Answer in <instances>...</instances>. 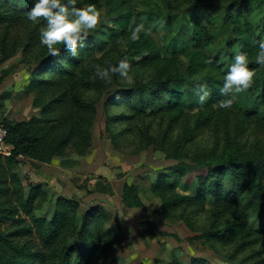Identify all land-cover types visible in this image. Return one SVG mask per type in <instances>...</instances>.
Returning <instances> with one entry per match:
<instances>
[{
	"label": "trees",
	"instance_id": "1",
	"mask_svg": "<svg viewBox=\"0 0 264 264\" xmlns=\"http://www.w3.org/2000/svg\"><path fill=\"white\" fill-rule=\"evenodd\" d=\"M96 1L77 0V3L78 6H85L87 2ZM102 1L111 16V24L101 26L98 33L90 34L75 58L63 49V45H56L61 48V55L49 56L41 65L43 70L51 71L57 78L46 79L39 75L36 80L33 79L32 86H28L30 90L40 88L42 92H47L50 86L62 80L66 85L63 98L48 101L43 106L46 110L42 109V116L33 115L28 120L20 121L3 117L0 122L7 128V143L13 147L9 156H0V197L10 191L7 181L15 185L11 194L13 200L0 207V223L8 221L11 226L9 231H0V264H105L111 253L123 242L124 231L117 218H113L99 204L82 209L80 201L74 196L58 195L53 201L52 215H37L36 212L44 210L47 203L51 202V192L43 183L29 179L25 194L22 190L25 185L18 172L13 170L21 156L46 163L56 158L63 167H70L75 160L69 147L75 148L72 145L75 142L81 146L76 148L77 154L86 156L90 152L92 136L83 122L94 120L96 106L79 90H103L107 86L99 78L93 79V65L104 67L95 53L104 50L102 54H106L109 42L114 44L108 47V51L116 50L117 53L112 65L127 57L133 66L135 82L110 94L108 103L112 107L123 105L124 112L111 113L108 109L107 124L128 122L129 125L135 118L155 115L181 125V120L187 116L185 109L197 105L195 90L188 84L189 77H197L208 85L211 96L198 110L195 127L212 126L217 133L218 129L221 130L220 136L224 138V144L218 152L215 151V148L218 149L216 146L208 151L203 149L191 157L192 164L184 160L183 146L195 133L192 134L183 125V136L169 145L162 143V139H168L166 135L158 139L143 133L140 135L139 145L127 154L138 155L152 148L178 161L174 165L154 169L149 190L159 201L153 213L171 218L180 206L193 204L198 209L205 202L210 203L215 224L205 228L202 234L233 244L237 254H240L236 264H264V146L258 148L252 145L249 153L244 154L240 152L239 146H243V143L237 139L238 134L246 129L244 127L249 126L247 117L254 115L256 120H260L254 127L264 128V84L256 90L262 102V113H258L261 112L257 109L260 106L258 102L245 104L241 95L235 97L231 108L218 107L219 100L228 98L221 97L218 88L236 52H247L249 66L256 68L252 58L258 46L252 41L264 39V0H194L189 5L191 15L186 21L181 12L171 11L177 6L176 0H152L158 8L163 7L157 12L159 15L153 13L154 9H139L134 5V0ZM32 2L27 0L21 8L18 7V0H0V24L26 18L24 13L32 6ZM257 3L262 4L259 9L253 6ZM200 9L206 11L205 24L200 23L197 15ZM157 17L165 28L173 27L170 31L174 32L170 46L175 52L189 49V62L184 72L178 68L177 56L161 54L152 35L145 37L141 34L140 41L136 43L128 39L133 22L144 23ZM45 23L43 20L38 22ZM211 26H219L222 34L229 32L234 38L217 53L211 52L217 36ZM121 40L124 49L119 47ZM209 58L213 60L212 64L205 63ZM147 67L152 69L149 73L151 78L144 81L141 80L142 69ZM116 96L120 98L116 99ZM108 103L106 101L104 105ZM55 104L64 105V112L58 120L49 116V108ZM107 130L105 138L112 148L123 151L121 131L115 132L109 126ZM85 144L90 150L84 147ZM194 164L206 166V175L197 177L195 186H188L186 193L177 191ZM5 170H10L8 177ZM225 179L232 184L231 189L225 188ZM96 190L112 193L111 188L101 180L97 181ZM141 191L139 184L125 182L122 203L126 207L144 206ZM249 209L258 221L256 227L248 222ZM140 224L145 231L158 230L156 222L151 219L145 218ZM16 238L26 241L20 244ZM248 248L251 253L242 255ZM189 264L208 263L193 259Z\"/></svg>",
	"mask_w": 264,
	"mask_h": 264
},
{
	"label": "rangeland",
	"instance_id": "2",
	"mask_svg": "<svg viewBox=\"0 0 264 264\" xmlns=\"http://www.w3.org/2000/svg\"><path fill=\"white\" fill-rule=\"evenodd\" d=\"M193 1L176 0L175 4L177 6L172 8L171 11L181 12L186 21L188 16L191 15L189 5L193 4ZM94 3L102 10H106V15L102 16L103 23L91 35L98 33L101 26L107 27L112 22L103 1L98 0ZM134 5L139 9L143 7L149 10L154 9L153 13H156V15H159L157 12L163 9V7L158 8L152 0H134ZM253 6L259 9L262 4L257 3ZM205 14L206 11H202V9L198 10L197 15L200 18L201 24L206 23ZM144 24L146 28H151V35L157 41L161 54L165 56H177V59H179L178 68L181 72H184L189 62L187 56L189 49L176 53L175 49L170 46L171 36L174 34V32L170 31L173 30V27L165 28L163 26L161 28L160 18L158 17L152 21L144 22ZM43 25L38 24V22L33 23L28 21L24 17L16 21L0 24V122H2L3 117L20 121L28 120L33 115L42 116V109H45L43 106L51 99L63 98L66 92V85L62 80L50 86L47 92H42L40 88L36 90L28 89L29 85L32 86L33 79L36 80L39 75H42L46 79L57 78V75L51 71L43 70V65H41L49 57L46 48L39 44V29ZM211 28L217 35L215 43L212 45V53H217L225 43L234 40L231 34L229 35V32L225 33V35L222 34L219 26H211ZM113 44V42H109L106 54H102L104 50L95 53L104 67L112 64L113 60L117 57L116 50L108 51V47L113 46ZM119 47L124 49L125 45L120 43ZM252 62L258 70L255 83L248 91L239 95H241V99L245 104L258 102L260 106L257 109L261 111L258 113H262V102L257 96L256 90L264 84V67H260L255 63V57L252 58ZM150 71L152 69L149 67L143 68L141 80L147 81L150 79ZM25 73L30 74V80L26 81L24 79ZM188 80L189 86L194 90L202 83V80L197 77H189ZM128 86L130 85L117 75L113 77L112 84H107L103 90L95 88H81L79 90L82 96L95 102L96 114L92 122H83L84 126H86L85 128L90 131L92 136L91 150L86 144L84 146L86 149L89 148L90 152L86 156L77 154L76 148L81 147L79 146V142L72 144L75 148L69 147V152L75 163H77L75 165L77 169V171L75 170V175L78 173L77 176H73L77 177V180L74 178L73 181L65 183L63 178H56V175H59L60 172L58 173L53 170L52 174L47 167L44 168L43 173L41 172L40 177L36 176V179H39L52 194L60 193L67 196H76L80 201L82 209L86 207L85 204L88 203L86 202L88 199L93 202L105 201L107 204L105 207L108 208L112 217L117 218L121 225L122 223L124 224V227H122L125 232L123 242L111 253L105 264H189L193 259H202L208 264H236L240 254H237L238 252L235 250L233 244L218 239H211L209 236L202 234L205 228L212 227L215 224L213 221L212 204L205 202L203 207L198 209L193 204L180 206L176 208L171 218L153 213V209L158 205L159 201L149 190V185L153 181L154 169L174 165L178 161L173 158H167L162 151L152 148L138 155L127 154L139 145L142 133L154 139L162 138L163 135H166L168 139H162V143L169 145L183 136L184 132L181 126L183 125L192 134L195 133L190 140L184 142L183 146L185 151L183 158L185 161H190L193 155H198L203 149L208 151L211 147L216 146L218 149L215 148V151L218 152L224 144V138L220 136L222 131L218 129L217 133L212 126H202L196 129L197 112L202 106L198 99H196L198 101L197 105L185 109L187 116L186 118L184 117V120H181V125L179 122H170L168 118L163 119L159 116L155 117V115H149L148 117L144 115L135 118L129 125L128 122L107 124L106 112L108 109L111 113L124 112L123 105L120 104L117 107H112L108 103L110 94ZM195 95L198 98L196 91ZM106 101L108 103L107 106L104 105ZM49 109V116L52 119L58 120L64 112V105L55 104ZM246 120L249 122L251 128L245 126L244 128L246 129L238 134L237 137L239 143H243V146H241L242 144L238 145L241 148L240 152L244 154L249 153L252 145L258 148L259 146H264V128L254 127L255 123H260V120H256L254 115L247 117ZM107 126L115 132L121 131V137L124 138L123 151L119 152L113 149L109 140L105 138L108 132ZM92 157L93 160L91 161ZM20 158L23 160L22 163L27 161L25 158ZM80 159L83 160L81 163ZM82 162H87V164H83ZM190 162L192 163V161ZM27 166L26 168H29ZM98 167L106 170L110 169L111 171H109L112 174L117 173L118 178L123 174H128L130 180L137 181L142 187L141 192L145 205L138 210L132 211L121 207L118 201L112 199L111 197L114 193L108 194L111 197L106 198V200L101 199L104 196L93 190L96 187V178L99 176V172L96 170L99 169ZM13 170L17 171L21 177L25 185L22 190L26 194L28 191L26 182L30 179L29 175L22 172V164L20 166L15 165ZM5 171L8 177L10 170ZM1 173L2 169L0 167ZM206 173V166H193L192 171L188 172L182 179L181 184L177 187V191L186 193L188 191L187 188H189L188 186H195L197 177H204ZM7 186H9L10 191L7 195L0 197V207L3 204H9L13 200L11 194L12 189H15V185L7 181ZM225 188H232V184L226 179ZM81 198H84L86 203ZM53 209V203H47L45 209L36 212V214L50 216L53 213ZM247 214L249 224L252 227L258 226V221L255 219L251 209L247 211ZM142 218H148L156 222L158 230L145 231L140 224ZM10 229L11 226L8 221L0 223V231H9ZM33 238L36 241V237L33 236ZM16 241L23 244L26 240L16 238ZM249 253H251L250 248L241 254L247 255Z\"/></svg>",
	"mask_w": 264,
	"mask_h": 264
},
{
	"label": "clouds",
	"instance_id": "3",
	"mask_svg": "<svg viewBox=\"0 0 264 264\" xmlns=\"http://www.w3.org/2000/svg\"><path fill=\"white\" fill-rule=\"evenodd\" d=\"M26 3L27 0H18V7L22 8ZM24 15L28 21L33 23L41 20L46 22L39 29V44L46 48L49 56H60L61 48L56 45H63V49L75 58L79 54L78 50L85 46L89 35L103 23L102 16L106 15V10L99 8L96 3L78 6L77 0H33L32 6ZM133 23L134 26H130L128 36L132 43L140 41L141 34L145 37L152 34L151 28H146L143 22ZM163 26L162 22L160 27L163 28ZM120 42L123 43V40ZM252 43L258 46L255 63L264 67V39L253 40ZM205 63L212 64L213 60L209 58ZM93 68V79L99 78L105 84H112L113 77L117 75L129 85L135 82L132 75L133 66L127 57L120 59L116 65L109 64L107 67H102L96 64ZM257 71L256 68L249 66L248 53L237 51L233 62L223 75L222 85L218 88L219 95L228 98L219 100L218 107L231 108L235 97L248 91L254 85ZM24 79L30 80V74L25 73ZM195 91L201 105L211 96V90L206 83L199 84ZM119 98L116 96V99ZM55 163L59 164L58 161Z\"/></svg>",
	"mask_w": 264,
	"mask_h": 264
},
{
	"label": "crops",
	"instance_id": "4",
	"mask_svg": "<svg viewBox=\"0 0 264 264\" xmlns=\"http://www.w3.org/2000/svg\"><path fill=\"white\" fill-rule=\"evenodd\" d=\"M22 158L23 159L24 158L27 159V161L24 162V163H22L23 160L20 158V162L18 163V165L20 166L22 164V172L23 173H27L29 175L30 179L32 181H34V182H40L39 179H36V176H39L40 177L41 176V172L43 173V170H44L45 167L49 168V171L52 174H53V170L56 171V172H58V173L60 172L59 175H56V178L57 177L63 178V180H64L65 183H67L69 181H73L74 178H76V180H77V177H73V176H77V173H78L77 172L76 175H75V170L77 171V169L75 168L76 167L75 165L77 163L73 164L70 167H63L60 164L59 160L58 159H55V158L52 159L51 162H48V163H46V162H39V161H36V160H32V159H30L28 157H22ZM82 159H80V163H81V161H83ZM92 160H93V157H92L91 161ZM56 161L59 162L58 165L55 163ZM82 163L83 164H87V162H82ZM27 165L29 166V168H26ZM98 168L99 169H96V170L99 172V176H97V178H96V183H97V181H100V180L103 181L104 184L108 185V187L111 188L112 193H114V195L111 197V196L108 195V194H111V193L103 192V191H98V190H96V187H95L93 190L99 192V194H101V195L104 196L101 199H105L106 200V198H110L111 197L112 199L118 201V203H120L121 207L127 208V209L132 210V211L138 210V209H140V208L143 207V206L142 207H126L122 203L123 184L125 182H128V183L133 182V183L139 184L137 181L130 180L129 179L130 176L128 174H123L122 176H120V178H118L117 173L112 174L110 172L111 171L110 169L107 168L108 170H106V169L101 168V167H98ZM58 195L66 196V197L72 196V195L67 196V195L60 194V193H58V194H52V192H51V197H52L51 202L52 203L54 201V198H56ZM80 196H82V195H80ZM141 197L143 199L142 192H141ZM81 199L84 201V198H81ZM143 201H144V199H143ZM86 202H88V203H86ZM86 202L84 201V203H86L85 204L86 207H89V206L94 205L96 203V204H101V206L104 207V209H106L108 211V208L105 207L107 205L105 203V201L104 202L103 201H101V202L100 201L93 202L90 199H88ZM53 205H54V203H53ZM144 205H145V202H144ZM143 219H145V218H142L141 220H143ZM122 227H124V224L123 223H122ZM124 235H125V232H124Z\"/></svg>",
	"mask_w": 264,
	"mask_h": 264
},
{
	"label": "built area",
	"instance_id": "5",
	"mask_svg": "<svg viewBox=\"0 0 264 264\" xmlns=\"http://www.w3.org/2000/svg\"><path fill=\"white\" fill-rule=\"evenodd\" d=\"M0 156L6 157L9 156L12 150V145L7 143L6 137H7V128L0 123ZM6 133V134H4Z\"/></svg>",
	"mask_w": 264,
	"mask_h": 264
}]
</instances>
